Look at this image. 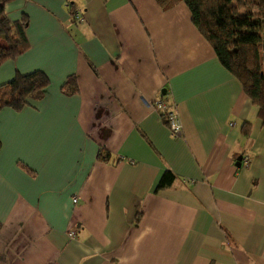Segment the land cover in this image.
<instances>
[{
    "label": "crops",
    "instance_id": "1",
    "mask_svg": "<svg viewBox=\"0 0 264 264\" xmlns=\"http://www.w3.org/2000/svg\"><path fill=\"white\" fill-rule=\"evenodd\" d=\"M5 10L27 16L29 47L0 65V86L36 70L50 83L22 110L0 111V264H264V131L185 4L14 0ZM70 75L79 91L67 96ZM164 170L175 181L155 193Z\"/></svg>",
    "mask_w": 264,
    "mask_h": 264
},
{
    "label": "trees",
    "instance_id": "2",
    "mask_svg": "<svg viewBox=\"0 0 264 264\" xmlns=\"http://www.w3.org/2000/svg\"><path fill=\"white\" fill-rule=\"evenodd\" d=\"M14 0H0V65L14 60L28 50L25 29L28 18L22 15L19 21H10L5 7ZM163 10L183 3L189 9L191 22L200 36L209 44L221 66L241 85L244 94L257 109V118L264 131V40L258 33L257 22L252 20L253 10L264 13V0H154ZM249 1V2H248ZM70 18L75 19L74 9L69 5ZM242 10V11H241ZM49 78L42 71L17 74L11 81L0 86V111L10 108L20 111L29 105V99L40 98L49 86ZM64 95L72 96L79 88L75 75L67 77L61 87ZM167 110L160 116L167 124L165 116L173 105L160 99ZM250 123H243L241 132L248 136ZM1 148V144H0ZM98 160L107 162L109 153L99 152ZM175 175L164 170L159 178L155 193L169 188ZM140 215V214H139ZM138 214L135 223L140 222Z\"/></svg>",
    "mask_w": 264,
    "mask_h": 264
},
{
    "label": "built area",
    "instance_id": "3",
    "mask_svg": "<svg viewBox=\"0 0 264 264\" xmlns=\"http://www.w3.org/2000/svg\"><path fill=\"white\" fill-rule=\"evenodd\" d=\"M75 19L79 22L81 19V16L77 13H75ZM77 22V23H78ZM157 108L159 111L164 112L167 110L166 106L164 103L161 101L157 102ZM166 122H167V127L173 137H181L182 136V126L179 121L178 116L175 114V111L172 109L171 111H167V114L165 116ZM248 162L245 160L244 161V166H247ZM70 236H73L70 234Z\"/></svg>",
    "mask_w": 264,
    "mask_h": 264
},
{
    "label": "rangeland",
    "instance_id": "4",
    "mask_svg": "<svg viewBox=\"0 0 264 264\" xmlns=\"http://www.w3.org/2000/svg\"><path fill=\"white\" fill-rule=\"evenodd\" d=\"M253 13H254V15L252 17V20H254L255 22H257V25H258V33L261 35V38L264 40V13H262L257 8H255L253 10Z\"/></svg>",
    "mask_w": 264,
    "mask_h": 264
},
{
    "label": "water",
    "instance_id": "5",
    "mask_svg": "<svg viewBox=\"0 0 264 264\" xmlns=\"http://www.w3.org/2000/svg\"><path fill=\"white\" fill-rule=\"evenodd\" d=\"M241 160H242V157L241 156L236 159V161H237L236 166L237 167H240L241 166Z\"/></svg>",
    "mask_w": 264,
    "mask_h": 264
}]
</instances>
